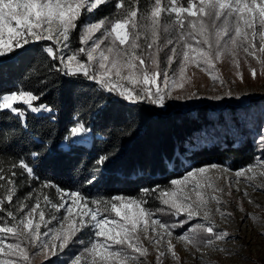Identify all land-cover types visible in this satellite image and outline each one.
<instances>
[{"label":"snow or ice","instance_id":"1","mask_svg":"<svg viewBox=\"0 0 264 264\" xmlns=\"http://www.w3.org/2000/svg\"><path fill=\"white\" fill-rule=\"evenodd\" d=\"M105 3L107 0H0V64L3 58L18 55V50L29 44L50 41L54 47H44L43 52L57 61L56 65L49 66L51 69L64 76H83L99 85L101 96L89 98L83 107L101 106L104 92L129 103L147 100L164 107L173 91L183 89L190 82L189 67L198 68L214 83L223 85L216 64L225 55L232 57L236 75L243 80L239 71V50L256 59L264 74V0H146L143 11L139 0H116L114 7L119 11L115 19H85L77 24L82 12L92 13ZM73 31L77 32L81 45L75 49L71 48ZM98 31L101 36L94 38ZM162 32L169 34L163 44L160 43ZM170 45V55L162 69L159 53ZM173 63H178L174 70ZM250 72L255 78L256 69L250 67ZM226 95L232 93L229 91ZM195 96L192 93L190 98ZM39 99L40 95L29 89L0 92V111L7 110L18 119L25 116L21 106L32 113L52 112L46 105L34 104ZM68 131L71 137H81L88 130L77 121ZM259 135L264 138V127ZM41 147H44L42 141ZM110 159V155L104 154L95 163L103 166ZM17 166L28 176L33 175L32 167L23 159L12 168ZM214 171L224 173L228 169L215 164L187 168L181 178L170 181L169 187L143 189L145 198L115 195L89 201L79 191L64 192L56 188L59 203H53L41 192L28 197L31 204L20 201L13 210L4 205H12L16 197L12 179L16 173L8 175L0 166V213L4 214L0 217V264H32L31 248L57 257L53 264H142L141 258L149 253L141 232L143 239L156 249V264H163L167 254L179 264L180 257L172 243L173 229L185 223L189 227L175 238L186 250L200 251L208 247L223 251L215 249V245L228 233L216 230L213 217L219 214L225 218L231 213L221 210L224 201L217 193H222L223 189L210 175ZM234 175L237 184L241 178L253 184L258 176L264 177V159H258ZM95 179L93 175L89 183ZM228 183L231 186L233 182ZM253 186L264 188V184ZM42 187L55 185L44 183ZM153 194L167 206L170 215H184L185 220L178 225L154 218L153 210L146 207V197ZM212 204L216 205L214 209ZM56 213L62 214L58 217ZM193 220L197 222L191 223ZM53 221L57 226L49 227ZM81 233L83 235L77 239ZM76 244H82V249L76 252L70 249L63 259L61 254L65 248Z\"/></svg>","mask_w":264,"mask_h":264},{"label":"trees","instance_id":"2","mask_svg":"<svg viewBox=\"0 0 264 264\" xmlns=\"http://www.w3.org/2000/svg\"><path fill=\"white\" fill-rule=\"evenodd\" d=\"M115 3L107 0L88 17L93 21L115 19L119 11ZM145 7L146 0H139L140 10ZM48 45L42 41L29 44L0 64V92L29 89L40 95L34 104L52 109L40 113L24 109L25 116L19 119L7 110L0 111V166L8 175L16 173L12 177L17 189L13 202H29L33 190L44 183L55 185L46 188L49 192L56 188L79 191L87 200L115 195L145 198L143 189L168 187L187 168L208 163L240 168L258 155L264 157L257 133L248 130L254 126L251 122L262 121L255 108L247 112L250 124L246 125L232 108L223 114L206 106L160 111L149 103H129L107 92L102 94L101 106L83 107L89 98L101 96L99 85L51 69L57 61L43 52ZM71 47H80L76 31ZM77 121L88 130L89 143L64 148L68 130ZM34 152L38 155L33 156ZM104 154L111 159L103 166L96 165V159ZM21 159L32 167V176L18 166L12 168ZM93 175L96 179L89 183ZM146 199L149 209L160 207L155 194Z\"/></svg>","mask_w":264,"mask_h":264},{"label":"rangeland","instance_id":"3","mask_svg":"<svg viewBox=\"0 0 264 264\" xmlns=\"http://www.w3.org/2000/svg\"><path fill=\"white\" fill-rule=\"evenodd\" d=\"M89 14L90 13L84 11L82 12L81 18L84 20L90 19V17H88ZM164 20L167 21L168 17L165 16ZM168 35L169 34L167 33H161V44L164 43ZM100 36V31L94 34V38ZM42 42H46L49 44L48 46L54 47L50 41ZM141 42H143V38ZM105 43H107V41H105ZM256 43L258 47V38ZM170 48L171 45L165 47L159 53L160 67L162 69L166 67V58L170 55ZM238 59L240 62L239 71L243 76V80L236 75L237 69L233 65L232 57L230 55H225L222 61L216 64V69L224 81L223 85L219 82L214 83L206 73L200 71L198 68L189 67L187 69V76L190 77V82L186 83L183 89L178 88L173 91L172 97L166 98L164 107H159L147 100H144L143 102L149 103L160 111H164L168 107L185 111L198 106H206L214 113L221 112L223 114L226 113L227 109L232 108L235 109V113L241 115V118L245 120L246 125L250 124V122H247V118H250V116L247 115V112H252L255 108L257 111L256 114L258 115L259 113L262 116L254 117H257L258 119L262 118V121L258 122L257 120V122H251L254 126H249L248 130H252L255 134L257 133L258 146L260 148L264 147V142H261L264 138L259 135L262 127H264V74H261V66L257 63L256 59L246 56L243 50H239ZM177 66L178 63H173L172 69H176ZM250 67L256 69L257 75L255 78L251 75ZM229 91L232 93L231 96L226 95ZM192 93L196 94L194 98H190ZM216 96H222L223 98L217 100L214 98ZM237 97H239V99H237ZM21 107L28 110L26 106ZM257 126H259L260 129L256 130ZM68 137L69 138L63 144L64 148L79 144L85 145L88 144L90 140L88 131L81 137H71L70 133ZM258 159H264V157L261 155L256 156L251 164L256 163ZM213 164L228 169V171L224 173H219L218 171L210 173L212 178L216 181V185L223 189L222 193H217L220 199L224 201V203L220 205L221 210L226 213H231V216L225 218H222L219 214H215L213 217L216 224V230L218 232L228 233V236L224 240L217 241L215 245V249H222L223 251L214 250L213 248L208 247H202L200 251H196L194 248L186 250L185 245L178 242L175 238L178 235L183 234V232L189 227V225L185 223L183 224V227L177 226L173 229L172 243L175 245V251L180 257L179 264H264V188L253 186V184H264V177L258 176L257 179L253 181V184H249L241 178L240 183L237 184L235 183L237 178L234 173L246 168L250 164L240 168H233L229 163H208L202 166ZM217 176H220L221 178L216 179ZM229 181L233 182L231 186H229ZM208 191L211 192V189ZM41 192L48 195L53 203L60 202V194L57 193V191L49 192L43 187L33 190L31 197L37 196ZM245 193H247V196L244 195ZM18 203H20V201L16 200L12 205L6 204L4 207L12 208L14 210ZM27 203L31 204L32 201L30 200ZM211 206L213 209L216 207L215 204H212ZM241 207L243 208V211H241ZM169 211L170 210L167 206L160 203V207L153 210L155 213L154 218L159 219L164 223L178 225L185 220L184 215L177 217L175 215H170ZM61 214L62 213H56L58 217ZM3 215L4 214L1 213L0 217ZM252 216L257 217L258 219L254 221L251 218ZM196 222L197 220H193L191 223L194 224ZM53 226H57L56 221H53V223L49 225V227ZM41 231H44V229L42 228ZM80 235H83V233L78 234L77 239ZM140 236L144 247L148 249L149 253L146 258H141L142 264H156V249L148 240L143 239V232L140 233ZM85 239H87V237H85ZM82 247V244L69 245L65 248L64 254H61L62 258H67L65 254H68L70 249L72 252H76L79 249H82ZM30 252L33 253L32 264H53V261L57 259L55 256L49 257L40 254L35 248H31ZM163 264H176V262L171 258L170 254H167L163 257Z\"/></svg>","mask_w":264,"mask_h":264}]
</instances>
